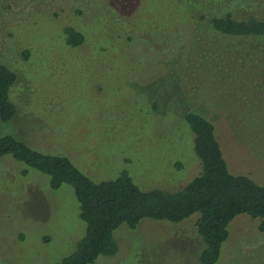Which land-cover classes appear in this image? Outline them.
I'll list each match as a JSON object with an SVG mask.
<instances>
[{"label":"rangeland","instance_id":"374dc122","mask_svg":"<svg viewBox=\"0 0 264 264\" xmlns=\"http://www.w3.org/2000/svg\"><path fill=\"white\" fill-rule=\"evenodd\" d=\"M229 11L264 19V0H0V62L17 74L0 138L69 156L97 181L129 170L144 190L179 189L202 171L192 111L215 125L232 173L264 182V36L199 20ZM195 219L123 224L118 253L93 264H202ZM259 224L238 215L215 264H264ZM86 233L72 185L0 157V264H57Z\"/></svg>","mask_w":264,"mask_h":264},{"label":"trees","instance_id":"16d2710c","mask_svg":"<svg viewBox=\"0 0 264 264\" xmlns=\"http://www.w3.org/2000/svg\"><path fill=\"white\" fill-rule=\"evenodd\" d=\"M237 17L229 11L202 14L199 20L205 25L208 22L209 28L227 37L264 36L263 18ZM65 34L71 46L85 41L84 33L72 26L65 28ZM16 80V72L0 62V120L3 122L17 114L11 93ZM185 118L194 133V150L202 171L179 189L144 190L129 170L121 171L116 178L97 181L69 156L41 152L12 135L0 138V157L13 155L46 174L53 189L63 184L74 187L87 233L78 241L76 250L57 264H93L101 255H116L119 246L115 231L123 224L137 228L146 219L179 224L195 216V226L204 245L199 255L202 264H215L219 260L222 246L230 235L229 225L238 215L246 213L259 219V229L264 232V182L230 171L213 122L192 111Z\"/></svg>","mask_w":264,"mask_h":264}]
</instances>
